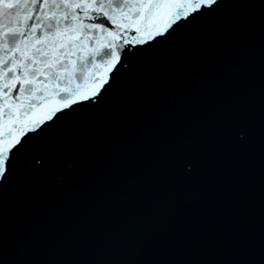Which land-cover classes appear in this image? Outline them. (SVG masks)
I'll return each mask as SVG.
<instances>
[{
    "label": "water",
    "instance_id": "1",
    "mask_svg": "<svg viewBox=\"0 0 264 264\" xmlns=\"http://www.w3.org/2000/svg\"><path fill=\"white\" fill-rule=\"evenodd\" d=\"M193 44L198 75L157 101L129 92L86 122L83 162L9 193L17 264H264V21L236 9ZM139 89V83L134 86ZM243 115L244 142L219 135ZM99 124V128L96 124ZM70 130L67 142L74 140ZM195 151L189 173L170 158Z\"/></svg>",
    "mask_w": 264,
    "mask_h": 264
},
{
    "label": "snow or ice",
    "instance_id": "2",
    "mask_svg": "<svg viewBox=\"0 0 264 264\" xmlns=\"http://www.w3.org/2000/svg\"><path fill=\"white\" fill-rule=\"evenodd\" d=\"M236 9L264 21V0H0V264H17L3 219L9 193L57 170L73 176L86 122L126 93L157 101L187 85L198 75L193 58L207 55L192 38ZM252 131L243 115L217 129L239 142ZM169 154L189 173L198 162L189 149Z\"/></svg>",
    "mask_w": 264,
    "mask_h": 264
}]
</instances>
